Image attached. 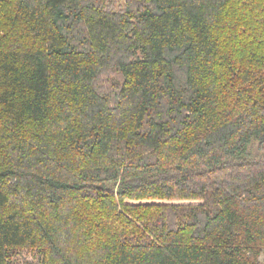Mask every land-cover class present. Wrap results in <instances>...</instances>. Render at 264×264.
<instances>
[{"label":"trees","instance_id":"trees-1","mask_svg":"<svg viewBox=\"0 0 264 264\" xmlns=\"http://www.w3.org/2000/svg\"><path fill=\"white\" fill-rule=\"evenodd\" d=\"M263 252L264 0H0V264Z\"/></svg>","mask_w":264,"mask_h":264},{"label":"rangeland","instance_id":"rangeland-1","mask_svg":"<svg viewBox=\"0 0 264 264\" xmlns=\"http://www.w3.org/2000/svg\"><path fill=\"white\" fill-rule=\"evenodd\" d=\"M113 2V9L114 11H121L126 6V0H111ZM122 83L121 76L114 72V71H108L104 73L103 79L100 81L99 85L100 87L105 91H114L117 89ZM22 255H19L18 257L14 258L15 263H21ZM24 259V257H23ZM260 261L262 264H264V252L260 257Z\"/></svg>","mask_w":264,"mask_h":264}]
</instances>
